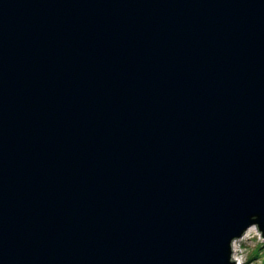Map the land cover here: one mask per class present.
Segmentation results:
<instances>
[{
	"label": "water",
	"instance_id": "1",
	"mask_svg": "<svg viewBox=\"0 0 264 264\" xmlns=\"http://www.w3.org/2000/svg\"><path fill=\"white\" fill-rule=\"evenodd\" d=\"M264 224V0H0V264H225Z\"/></svg>",
	"mask_w": 264,
	"mask_h": 264
},
{
	"label": "clouds",
	"instance_id": "2",
	"mask_svg": "<svg viewBox=\"0 0 264 264\" xmlns=\"http://www.w3.org/2000/svg\"><path fill=\"white\" fill-rule=\"evenodd\" d=\"M225 264H264V224L260 216L246 221L224 238Z\"/></svg>",
	"mask_w": 264,
	"mask_h": 264
}]
</instances>
